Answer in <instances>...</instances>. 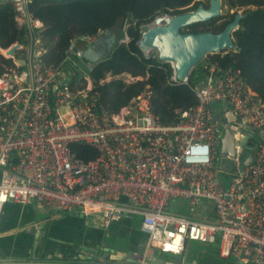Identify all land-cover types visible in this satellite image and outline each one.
I'll list each match as a JSON object with an SVG mask.
<instances>
[{
  "label": "built area",
  "instance_id": "1",
  "mask_svg": "<svg viewBox=\"0 0 264 264\" xmlns=\"http://www.w3.org/2000/svg\"><path fill=\"white\" fill-rule=\"evenodd\" d=\"M30 1L9 0L24 42L10 46L18 45L10 57L5 55L10 47L0 49L13 63L0 76V213L7 202L32 201L46 213L79 211L102 229L124 215H138L147 241L126 264H149L156 255L180 259L168 264H185L188 242L218 244L221 258L264 264V100L243 74L202 65L204 79L192 87L196 104L180 112L176 124L159 122L146 93L109 114L91 93L88 78L85 86L70 87V79L61 84L69 77L60 69L42 66L48 49L42 23L28 11ZM172 17L161 14L149 24L163 27ZM128 40L126 31L119 43ZM144 57L163 63L155 51ZM168 64L167 84L188 85ZM134 80L140 78L126 77ZM219 105L239 120L229 127L234 157L221 154L225 128L213 120ZM252 134L260 141L248 155ZM74 144L92 148L96 157L79 159ZM246 154L250 161L240 170ZM223 159L237 169L224 172ZM180 201L189 217L176 212Z\"/></svg>",
  "mask_w": 264,
  "mask_h": 264
},
{
  "label": "trees",
  "instance_id": "2",
  "mask_svg": "<svg viewBox=\"0 0 264 264\" xmlns=\"http://www.w3.org/2000/svg\"><path fill=\"white\" fill-rule=\"evenodd\" d=\"M228 13L215 20L229 21L233 11L244 10L240 27L233 33L236 51H220L207 55L203 64H216L240 71L248 86L264 100V0H221ZM199 6L207 8L206 0H31L28 11L43 25L41 40L48 49L41 58L47 69H60L70 79V87L85 78L92 84L91 93L109 114H117L133 99L148 94L151 113L165 125L180 121V112L196 104L192 87L204 79L202 65L193 70L188 85H169L172 69L168 63H158L145 58L138 48L141 28L161 14L183 15ZM250 11H246L249 10ZM10 3L0 4V49H8L24 42L23 32L14 21ZM124 19L123 33L127 31L126 44L118 43L111 54L88 68L86 61L76 53L85 51V38L95 39L112 26L117 18ZM211 22L194 24L181 29V33H219L221 27ZM127 27V29H126ZM73 53L70 54V46ZM13 68L10 59L0 54V76L5 69ZM140 78L126 82V77ZM71 150L79 159L90 160L97 155L90 147L74 144Z\"/></svg>",
  "mask_w": 264,
  "mask_h": 264
},
{
  "label": "crops",
  "instance_id": "3",
  "mask_svg": "<svg viewBox=\"0 0 264 264\" xmlns=\"http://www.w3.org/2000/svg\"><path fill=\"white\" fill-rule=\"evenodd\" d=\"M215 108L222 111L220 105ZM136 216L124 215L102 229L93 227L79 211L58 215L38 210L32 201L23 205L7 202L0 213V264H126L147 241L141 220L134 224ZM155 257L162 259V264L180 261ZM192 262L247 264L235 257L221 258L218 244L188 242L184 263Z\"/></svg>",
  "mask_w": 264,
  "mask_h": 264
},
{
  "label": "water",
  "instance_id": "4",
  "mask_svg": "<svg viewBox=\"0 0 264 264\" xmlns=\"http://www.w3.org/2000/svg\"><path fill=\"white\" fill-rule=\"evenodd\" d=\"M8 2L9 0H0V4ZM215 12L216 9L211 8V6L207 8L199 6L192 12L172 17L167 25L163 27H154L152 24L144 25L141 28L142 35L138 42V48L146 57L155 51L161 62L173 64L174 75L178 80L187 82L196 65L202 62L206 55H213L223 50H237L232 36L239 29L240 21L244 17L239 13H235L219 33H181L182 28L205 23L213 19L214 17L211 15H214ZM123 29L124 19L119 17L112 26L106 28L101 35L93 39L85 51H79L76 55L79 58H83L86 61L87 67L91 68L95 63L107 59L113 48L120 42ZM17 48L18 45L10 47L5 52V55L8 57L13 56ZM70 52H73V45L70 46ZM19 64L23 66L24 61L20 60ZM68 83L69 78H65L61 84ZM55 89L56 86L53 87V90ZM220 108L222 110L221 115L214 114V121L225 126L228 123L239 124V120L232 115L230 109L225 108L224 105H220ZM247 130L252 131L249 127H247ZM246 141L247 136H244L240 145L244 146ZM221 154L224 157H234L235 155L234 140L229 127L224 129ZM114 259L120 260V258ZM162 263V259L158 257H154L150 261V264ZM191 264H194V262Z\"/></svg>",
  "mask_w": 264,
  "mask_h": 264
},
{
  "label": "rangeland",
  "instance_id": "5",
  "mask_svg": "<svg viewBox=\"0 0 264 264\" xmlns=\"http://www.w3.org/2000/svg\"><path fill=\"white\" fill-rule=\"evenodd\" d=\"M206 2H207V5L209 6V0H206ZM8 3H9V2H8ZM228 11H229V10L227 9L226 6H224V7L222 8L223 15L226 14V13H228ZM243 11H244V10H238V11H233V12H234V13L242 14ZM246 11L248 12V11H250V9H249V10H246ZM211 21L213 22V23H211V26H213V27H221V26H223L224 24H226V22L220 24L222 21H221V20L216 21L214 18H213V19H210L209 21H207V22H205V23H208V22H211ZM227 22H229V21H227ZM126 29H127V27H126ZM206 56H207V55H206ZM206 56L204 57V59L202 60V62H200V63H198V64L196 65V67L194 68V70L197 71V70L200 68V66L203 64V62H204ZM191 74H192V73H191ZM200 82H202V81H200ZM216 109H217V108H216ZM228 109H229V108H228ZM218 115L220 116V115H221V112H219ZM221 126H222L223 128H226V127H230L231 124L228 123L226 126H225V125H221ZM222 131H223V129H222ZM259 141H260L259 136L256 135V134H252V136L250 137V139H249L248 142H247V147L251 149L250 152L248 151V155L253 153V150H254L255 146L258 145ZM248 155L246 154V155L243 156V158H242V160H241V162H240V165H239V169H240V170H242V169L244 168V166L246 165V163L248 162V160H249ZM220 164H221V165H220V168H221L224 172H226V173H233V172L237 169L236 167H234V163H233V162L228 161V160H225V159H223L222 162H221ZM222 176H223V178L228 182L229 177H228L227 175H222ZM175 210H176V212L179 213L180 215L185 216V217H189L188 210L186 209V206H185V204H184L182 201L179 202V205L177 206V208H176ZM139 220H141V219H139L138 216H136V217L134 218V224H135V226H137V225L139 224Z\"/></svg>",
  "mask_w": 264,
  "mask_h": 264
},
{
  "label": "bare ground",
  "instance_id": "6",
  "mask_svg": "<svg viewBox=\"0 0 264 264\" xmlns=\"http://www.w3.org/2000/svg\"><path fill=\"white\" fill-rule=\"evenodd\" d=\"M209 6H211V8L216 9V12L214 15H211L212 17H214V19L222 17L223 16V12H222V2L221 0H209ZM210 12V11H209ZM241 16H244L243 14H240Z\"/></svg>",
  "mask_w": 264,
  "mask_h": 264
}]
</instances>
